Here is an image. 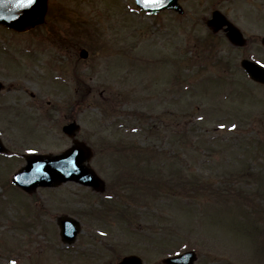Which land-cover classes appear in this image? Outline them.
<instances>
[{
    "label": "rangeland",
    "instance_id": "374dc122",
    "mask_svg": "<svg viewBox=\"0 0 264 264\" xmlns=\"http://www.w3.org/2000/svg\"><path fill=\"white\" fill-rule=\"evenodd\" d=\"M207 1H181V16L148 15L134 0H49L44 25L0 26L10 152L60 153L62 126L77 119L106 181L102 194L68 182L29 195L11 182L24 160L0 158V264H115L133 253L163 264L188 249L195 264H264V87L238 73L237 55L231 73L216 61ZM64 214L82 222L74 247L59 235Z\"/></svg>",
    "mask_w": 264,
    "mask_h": 264
},
{
    "label": "water",
    "instance_id": "95a60500",
    "mask_svg": "<svg viewBox=\"0 0 264 264\" xmlns=\"http://www.w3.org/2000/svg\"><path fill=\"white\" fill-rule=\"evenodd\" d=\"M138 6L151 13H158L165 9H173L183 13L179 0H136ZM48 10V0H34L29 7H18L16 0H0V25L25 32L45 21ZM218 18L211 20V23ZM230 36L240 41V34L231 27ZM82 56L87 52L82 50ZM244 66L252 73V77L264 82V68L254 63L245 61ZM1 86V84H0ZM64 132L74 137L79 130V125L74 121L63 128ZM5 148L0 140V151ZM93 155L91 147L85 142L74 140L70 148L59 154H31L26 156L27 163L13 177V182L31 193L39 186H58L71 180L92 186L97 191H103L105 183L89 161ZM61 235L64 241L72 242L80 231L79 222L73 218L60 217ZM197 259L194 251H187L177 256L164 259L166 264H193ZM117 264H142L137 255L124 257Z\"/></svg>",
    "mask_w": 264,
    "mask_h": 264
},
{
    "label": "flooded vegetation",
    "instance_id": "af4514ba",
    "mask_svg": "<svg viewBox=\"0 0 264 264\" xmlns=\"http://www.w3.org/2000/svg\"><path fill=\"white\" fill-rule=\"evenodd\" d=\"M209 2L210 0L207 1V5ZM209 7H211V13L219 11V13L224 16L223 19H221L222 21L215 22L216 26L225 22L222 27L215 29L208 25L207 18L203 21L209 29V39H212L210 40L213 42L215 47L214 56L216 61L220 66L224 67L225 72L231 73L233 63L236 59L235 55H237L240 60V69H238V73L244 74L248 80L255 82L249 77L247 70L242 67L241 62L243 59H246L264 66V0H212V4H210ZM229 23L241 30L243 38L240 43H235L230 39L228 35L229 29H227ZM64 40L66 39L64 38ZM64 40L61 44H63L62 47L67 49L66 51L68 53V55L64 56L71 59V42ZM207 55L208 54L205 53L206 57ZM259 85L264 87V84ZM0 87V93H3L6 90L5 84ZM31 97H35V94L32 93ZM36 104L37 102H34L33 106H36L35 108H40V105ZM69 122H71V120ZM67 138L70 140L69 146H71V137ZM33 149L34 148L31 150ZM13 156H15V154L10 152L9 147L5 153H0V158L6 157L8 160ZM19 156L23 158V153Z\"/></svg>",
    "mask_w": 264,
    "mask_h": 264
},
{
    "label": "snow or ice",
    "instance_id": "6c2138e0",
    "mask_svg": "<svg viewBox=\"0 0 264 264\" xmlns=\"http://www.w3.org/2000/svg\"><path fill=\"white\" fill-rule=\"evenodd\" d=\"M17 6L18 7H29L34 3V0H16ZM235 127V125H233ZM30 151H32L30 149Z\"/></svg>",
    "mask_w": 264,
    "mask_h": 264
},
{
    "label": "trees",
    "instance_id": "16d2710c",
    "mask_svg": "<svg viewBox=\"0 0 264 264\" xmlns=\"http://www.w3.org/2000/svg\"><path fill=\"white\" fill-rule=\"evenodd\" d=\"M257 229H256V226H253L252 227V231H256Z\"/></svg>",
    "mask_w": 264,
    "mask_h": 264
}]
</instances>
